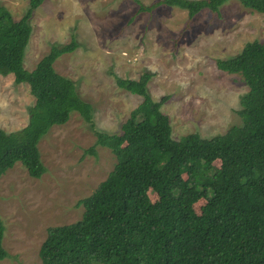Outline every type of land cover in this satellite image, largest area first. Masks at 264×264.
<instances>
[{"label":"trees","instance_id":"trees-1","mask_svg":"<svg viewBox=\"0 0 264 264\" xmlns=\"http://www.w3.org/2000/svg\"><path fill=\"white\" fill-rule=\"evenodd\" d=\"M139 1V0H138ZM229 0L140 1V10L160 5L219 13ZM264 15V0H239ZM44 0H30L20 19L0 4V75L14 74L35 96L28 123L8 132L0 126V177L16 162L40 178L47 170L39 149L54 125L77 111L93 120V106L54 64L78 42L53 44L35 68L24 66L31 19ZM220 70L241 74L249 90L241 97L240 124L222 134L172 136V124L148 90L152 73L138 79L116 75L121 88L142 96L120 133L95 130L97 146L108 147L117 162L89 196L79 200L82 217L52 226L41 244L42 264H264V41L247 42L233 56L217 59ZM216 162H219L217 164ZM157 195L151 200L149 192ZM204 201L201 212L193 205ZM0 216V261L9 256Z\"/></svg>","mask_w":264,"mask_h":264},{"label":"rangeland","instance_id":"rangeland-1","mask_svg":"<svg viewBox=\"0 0 264 264\" xmlns=\"http://www.w3.org/2000/svg\"><path fill=\"white\" fill-rule=\"evenodd\" d=\"M30 0H0L20 19ZM150 5L158 0H139ZM138 0H44L31 19L32 34L24 66L32 70L55 43L75 39L78 47L61 55L56 70L75 83L93 106V120L79 112L54 125L39 143L47 168L32 177L21 162L0 177L3 244L9 256L0 264H42L41 244L48 229L79 220V200L92 194L115 167L108 147L97 146L95 130L120 133L122 124L142 101L116 82V75L138 79L149 71L148 90L172 124V136L199 132L203 137L225 133L241 123V97L249 90L243 76L222 71L217 59L238 54L249 41H264V15L229 0L220 12L202 10L192 20L188 11L160 5L140 10ZM14 74L0 75V126L11 132L24 127L36 98L28 83ZM219 164V162H216ZM151 200L158 197L149 192ZM204 201L193 205L199 213Z\"/></svg>","mask_w":264,"mask_h":264},{"label":"crops","instance_id":"crops-1","mask_svg":"<svg viewBox=\"0 0 264 264\" xmlns=\"http://www.w3.org/2000/svg\"><path fill=\"white\" fill-rule=\"evenodd\" d=\"M2 76H4V75H2Z\"/></svg>","mask_w":264,"mask_h":264}]
</instances>
